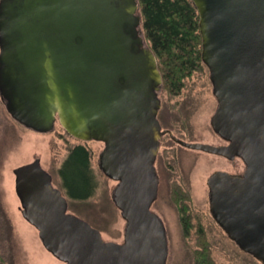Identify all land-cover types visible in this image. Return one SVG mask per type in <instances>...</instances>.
Segmentation results:
<instances>
[{"label": "water", "instance_id": "95a60500", "mask_svg": "<svg viewBox=\"0 0 264 264\" xmlns=\"http://www.w3.org/2000/svg\"><path fill=\"white\" fill-rule=\"evenodd\" d=\"M193 2L218 102L212 127L230 144L176 139L242 156L238 193L226 173L209 178L210 212L264 264V0ZM140 9L139 0H0V97L7 110L38 132L52 131L58 119L74 137L104 142L98 164L117 182L112 199L126 221L123 242L106 240L69 212L40 158L14 169L23 217L65 264H167V229L151 209L165 133L158 118L163 76L137 30Z\"/></svg>", "mask_w": 264, "mask_h": 264}, {"label": "rangeland", "instance_id": "374dc122", "mask_svg": "<svg viewBox=\"0 0 264 264\" xmlns=\"http://www.w3.org/2000/svg\"><path fill=\"white\" fill-rule=\"evenodd\" d=\"M181 91L175 96L164 92V107L173 103H181L182 106V102L189 100L185 107L189 109L187 117L193 126V136H209L211 141H217L218 135L209 127V116L214 113L216 106L209 68L204 64L186 77ZM192 106H196L194 110H190ZM207 128L210 130L208 135L204 134ZM76 144H83L91 151V167L97 181L93 194L86 199L70 197L59 172L69 149ZM103 148L104 142L80 140L71 135L60 122L53 131H34L13 118L0 97V264H65L46 249L37 228L23 217L21 202L16 194L14 169L34 161L36 157L41 158L42 166L53 176V183L67 196L69 212L99 229L106 240L123 242L126 221L112 199L117 182L106 176L98 164ZM202 160L207 159H201L203 163ZM206 169L203 167L193 178L195 206L192 210L200 213V225L204 227L212 256L222 264H262L253 255L243 251L211 215L204 183L210 170ZM158 202V210L163 214L168 230L167 264H195L193 250L198 240L196 228H190L189 235H184L180 212L176 207L166 204L165 189Z\"/></svg>", "mask_w": 264, "mask_h": 264}, {"label": "trees", "instance_id": "16d2710c", "mask_svg": "<svg viewBox=\"0 0 264 264\" xmlns=\"http://www.w3.org/2000/svg\"><path fill=\"white\" fill-rule=\"evenodd\" d=\"M139 1L145 36L157 57L164 88L178 92L185 78L204 65L198 9L193 0ZM90 160L91 151L76 144L69 149L59 169L63 186L74 199H86L96 188ZM180 211L181 223L188 234L192 226L190 216L182 207ZM197 234L195 264H222L212 256L202 227Z\"/></svg>", "mask_w": 264, "mask_h": 264}, {"label": "flooded vegetation", "instance_id": "af4514ba", "mask_svg": "<svg viewBox=\"0 0 264 264\" xmlns=\"http://www.w3.org/2000/svg\"><path fill=\"white\" fill-rule=\"evenodd\" d=\"M140 13H141V9L137 11V15ZM137 30L139 32V35L145 37V32L142 22L140 23V25L137 26ZM164 92L165 93L169 92L171 95L175 96L180 94L182 91L180 89L178 92H171L168 88H164V85H162V88L159 91V96L161 98V106L158 112V118L161 123L162 130H164L165 133L160 138V147L155 161V167L157 170V177H158V195L156 200L153 202L151 209L163 219V222L165 223L167 229L165 218L163 214L158 210V206L160 205L158 201L160 195L163 193V190L165 189L167 191V201H168L166 204L168 206L176 207V209L180 212V216H181L180 209L182 207V209L186 211L188 216H190V220L192 224L191 228L194 229L196 228L197 231V227L198 229L200 227L202 228L204 227L200 225L201 224L200 213L192 210L193 207L195 206V203L193 202V193H192L193 178L195 177V175L203 167L204 169L206 167L207 168L206 170H210L204 179V183L206 186V189L205 187L204 189L207 194V200L209 204L208 206L210 210L211 190L208 183L209 178L215 172L218 171L226 173L225 176L229 180L227 186L231 187V189L235 193H238L242 189L241 188L242 183L240 184L238 182V178L242 179L243 177L245 171V163L242 156L237 153L219 154V153L207 151L203 148L190 147L188 145L179 142L176 138L182 139L189 143L213 144L216 146H223V147H226L230 144V141L225 140L216 132L215 133L218 135V140L215 142L211 141L209 139V136L202 137L196 135V137H194L192 133L193 126L189 121V116L187 117V114L189 113V109L185 107L186 103L189 100H187L186 102L181 101L182 106L181 103H173V104H169L167 107H164V100L162 97V94ZM169 98L172 99V97ZM217 106H218V102L216 99L215 111L212 115L209 116L210 117L209 127H212L211 122L214 114L216 113ZM195 107L196 106H192L190 110H194ZM58 122L59 120L57 119L55 121V126L57 125ZM205 132L204 134L208 135L210 133V130L208 129ZM41 133H45V132H41ZM201 159H207L211 161V163H209L207 160H205L206 163L204 160H202L204 161L202 163ZM213 164L214 166L212 167ZM230 180H234V181H230ZM154 206H156V208ZM68 209H69V203H68ZM189 233L187 234V236L189 235ZM167 234H168V230H167ZM184 235H185V231H184Z\"/></svg>", "mask_w": 264, "mask_h": 264}]
</instances>
